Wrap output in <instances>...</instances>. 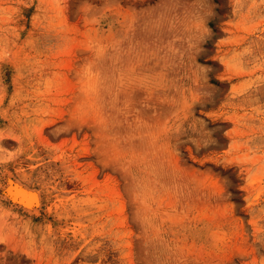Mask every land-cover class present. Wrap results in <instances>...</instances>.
I'll return each instance as SVG.
<instances>
[{
  "label": "rangeland",
  "instance_id": "374dc122",
  "mask_svg": "<svg viewBox=\"0 0 264 264\" xmlns=\"http://www.w3.org/2000/svg\"><path fill=\"white\" fill-rule=\"evenodd\" d=\"M0 264H264V0H0Z\"/></svg>",
  "mask_w": 264,
  "mask_h": 264
},
{
  "label": "bare ground",
  "instance_id": "6f19581e",
  "mask_svg": "<svg viewBox=\"0 0 264 264\" xmlns=\"http://www.w3.org/2000/svg\"><path fill=\"white\" fill-rule=\"evenodd\" d=\"M11 188H12V187H11ZM11 188H10V189H11ZM7 189H8V188H7ZM18 190H19V189H18ZM20 190H21L20 192H22V189H20ZM16 191H17V190H15V192H16ZM7 192H8V191H7ZM13 192H14V191H13ZM13 192H12V193H13ZM10 193H11V192H10ZM13 194H14V193H13ZM32 194H34V193H31V195H32ZM22 195H23V194H22ZM25 195H26V194H25ZM28 195H30V194H28ZM34 195H35V194H34ZM35 196H37V195H35ZM23 197H25V196H23ZM29 197L31 198V200L34 201V197H33V196H29ZM25 200H26V198H25ZM33 201H32V202H33ZM35 201H36V200H35ZM35 201H34V202H35ZM32 202H31V203H32ZM27 203H28V202H27ZM29 203H30V202H29ZM31 203H30V204H31ZM34 204H35V203H34ZM23 205H24V204H23ZM26 205H27V204H26ZM26 205H25V206H26ZM32 205H33V204H32ZM37 205H38V201H37V203H36V206H37ZM30 206H31V205H30ZM30 206H29V207H30ZM23 209H24V208H23ZM28 209H29V208H28Z\"/></svg>",
  "mask_w": 264,
  "mask_h": 264
}]
</instances>
